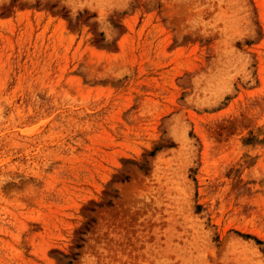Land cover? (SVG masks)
Wrapping results in <instances>:
<instances>
[{
  "label": "rangeland",
  "instance_id": "rangeland-1",
  "mask_svg": "<svg viewBox=\"0 0 264 264\" xmlns=\"http://www.w3.org/2000/svg\"><path fill=\"white\" fill-rule=\"evenodd\" d=\"M0 264H264V0H0Z\"/></svg>",
  "mask_w": 264,
  "mask_h": 264
}]
</instances>
